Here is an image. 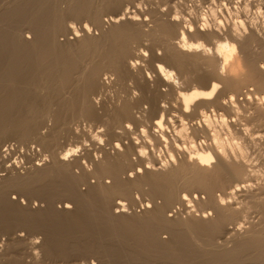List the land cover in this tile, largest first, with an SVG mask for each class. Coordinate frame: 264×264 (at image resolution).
Listing matches in <instances>:
<instances>
[{
  "label": "bare ground",
  "instance_id": "1",
  "mask_svg": "<svg viewBox=\"0 0 264 264\" xmlns=\"http://www.w3.org/2000/svg\"><path fill=\"white\" fill-rule=\"evenodd\" d=\"M61 1L63 0H19L8 1L9 4L0 3V90H5L0 93V116L15 118L0 122V146L6 136L15 133L24 142L35 137L42 150L38 153V161L32 163L25 174L9 176L7 173L14 169L13 164L1 169L4 171L0 173L2 198L7 197L6 186H10L8 182L35 196L42 194L45 181H58L68 200L52 215L78 219L80 216L75 211L77 203V206L92 210L93 201L99 199L102 203L96 206L94 218L88 216L80 219L81 227L87 232L95 226L94 219H98L99 225L95 228L101 239L120 241L131 238L141 245L146 241L150 245H158L165 254L167 251H163L164 246L170 244V241L177 244H196L201 241V246L210 253L209 260L215 264H252L250 261L238 263L240 253L252 248L259 251V260L253 264H264V237L255 232L249 233L250 230L247 229L240 230L238 226L239 219L245 216L242 212L246 205H259L260 212H264V196L256 195L261 191H252L254 182L252 184L249 181L253 173L248 172L241 153L234 151L232 147V151L227 149L218 139L219 135L212 131L211 141L200 148L195 146V140L185 136L189 138L190 147L192 146L188 150H182L185 142L182 146L179 140L172 138L170 141V133L164 132L168 121L172 126L171 134H175L176 138L183 136L186 128L184 122L187 124L188 120H195L200 116L197 115L199 113L203 121L208 120V114L204 111L208 106L213 107L212 111L226 109L228 112H236L234 107L219 100V93L229 90L234 94L248 86L246 84L249 82L257 84V90H246L244 102L253 109L252 117L262 121L264 74L260 68L264 67V44L258 46L259 50L253 54L249 48L252 36L236 41L230 32L224 38L221 37L223 40H219L220 35L207 31L198 24V27L193 25V28L182 27L175 22L174 17L167 20L160 18L161 15H157L158 18L154 17L149 23L141 17L142 12L127 10L126 0H67V6L62 9L59 5ZM103 16L108 18L103 19ZM76 20H84L83 25L88 26L87 21L97 27L102 26L104 20L108 23L97 38L83 37L84 43L80 39L82 44L79 41L81 45L77 46L82 53H77L94 54L83 65L80 56L74 52L77 50L71 51L72 47L68 42L56 39L59 32H65L69 28L72 29L74 38L80 37V33L77 35L79 30H88L89 26L77 30L73 25ZM195 37L197 40L203 38L205 42L212 40L213 50L209 52L204 47L199 50L198 47L204 46L205 42L193 41ZM144 45L151 50L160 46L167 55L168 64H154L155 79L152 80H148L141 70L140 61L144 59L147 47ZM193 45L195 47H191ZM106 70H110L113 77L103 80L102 74ZM225 72L227 75L224 76ZM158 82H166V87L158 88ZM213 82L220 87L211 98L201 95L212 91ZM104 86H112L114 94L109 97L103 95L101 90ZM45 87L55 88L56 96L61 98L59 107L49 114V124H45L43 118L29 120L40 115L29 94L35 95L36 91ZM142 102H148L149 105L137 113L134 109ZM23 104L26 105L25 111H16ZM7 110L10 112H6ZM42 115L45 114L41 113ZM223 115L222 112L218 113L222 120L225 119ZM74 117H85L87 129H80L79 122L83 118L72 119ZM133 119L145 125L140 129L145 133V138L142 137L143 144H137L139 141L136 137L135 141L130 139L129 144L121 141V137H126L124 135L128 133L127 129L131 128L123 122H133ZM158 120L161 121L159 124L156 123ZM40 124L43 125L42 130L39 129ZM200 124L199 126L203 125ZM197 125L194 121L190 124L193 133L209 134V123L204 122L201 127ZM152 127L154 131H160L158 136L157 132L155 135L154 132L148 134ZM87 139L91 142L90 147L86 146ZM151 139L160 143L158 145L164 143V147L169 146L167 153L171 163L168 168L160 170L159 166L143 165L146 160L141 152L147 154V144L144 141ZM67 141L75 144L70 146ZM156 142L152 143L155 145ZM66 145L70 147H65ZM174 147L182 150L177 158ZM6 149L0 150V155L5 154ZM132 154L135 160L131 158ZM65 155L67 159L63 158ZM147 155V163L155 162V159ZM209 156L213 159L208 164L201 162L208 160ZM138 169L142 171H137ZM90 177L93 179L90 180ZM83 184L86 189L80 188ZM145 186L150 196L159 195L160 200L149 198L137 203L132 192L134 189L143 190ZM218 188L221 189L220 194L215 192ZM198 190L205 195L195 198L193 205L199 210L197 218L181 221L176 219L174 213L169 215V206L179 196L184 199L186 193ZM236 191L239 193L236 194ZM238 195L241 197L238 198ZM221 200L224 201L223 204ZM14 202L5 200L8 207L14 205ZM234 203L237 205H233ZM135 206H139V209ZM206 211L211 214L205 215ZM17 212L24 217L19 221L20 224L27 225L30 229L42 228V221L39 220L43 217L42 213L32 216L31 212H24L22 209ZM12 224L7 220L0 221V230H9ZM177 226H182V229L177 230ZM164 230L169 233L167 239L160 236V231ZM21 233H14L8 238L20 240L24 236ZM43 246L46 250H52V240L43 242ZM102 246L103 252L111 251L107 244ZM74 247L76 245L66 247L61 244L54 251H58L55 253L60 255ZM77 247L76 250L79 251V246ZM81 250L80 248L79 252ZM168 253L169 256L181 255V251L176 249ZM0 264L18 263L9 259L0 261Z\"/></svg>",
  "mask_w": 264,
  "mask_h": 264
},
{
  "label": "rangeland",
  "instance_id": "2",
  "mask_svg": "<svg viewBox=\"0 0 264 264\" xmlns=\"http://www.w3.org/2000/svg\"><path fill=\"white\" fill-rule=\"evenodd\" d=\"M8 1L17 2L19 0H0V3L9 4ZM126 1L127 3L125 2V5L128 7L127 10L129 11L131 10L139 13L142 12L141 17L145 18V21L149 23H151V20H153L154 17L158 18L157 15H159V17L161 15L160 18L167 20L174 17L176 19V20L174 19L175 22H177L178 25L182 27L184 25V27L191 26L193 28V25L197 26L198 24L199 27H203L207 31L208 30L214 31L217 33L218 36L220 35L218 37L220 38L219 40H223L222 38L227 36V33L229 35L230 32L233 34V37L235 38L236 41H239L240 39H243L246 36H252L253 40L249 42V48L253 54H256V52L259 50L258 46L264 44V0H126ZM67 2H68L67 0L61 1L59 4L61 6L60 8L62 9L66 7ZM104 18L107 19L108 16H103V19ZM84 23H85L84 20H76L73 22V25L77 30H79L82 29V25ZM86 23L88 24L89 28L92 29V31L85 30L84 32H82L79 30L78 33H80L81 35L78 38L73 37V31L71 28H69V30L65 32L64 31L59 32L58 33L59 35L58 34L56 35L57 40L61 42H68L70 44V47L73 48V49L71 48V51L77 50L74 52L77 55H79L80 58L82 59L81 60L82 65L86 63L89 60V58H91L94 54L92 52L91 53L87 52L89 53L88 55L87 53H85V55L78 54L79 52L82 53V51L78 49L77 45H79L80 42L84 40L82 39L83 37L97 38L101 34V30L106 29L108 26L107 25L108 23L105 20L103 21V25L100 27L93 26L89 24L87 21ZM20 29L24 30L23 27H20ZM195 39L193 38L192 40L205 42V39L203 38H200L203 40H200L199 38L198 40ZM208 41L211 43H209ZM208 41H206L207 43L202 42L204 46H199L200 48L198 47V49L200 50L202 49V47H204L208 49L207 51L211 52L213 50L214 42L212 40H208ZM145 46L147 45H144V47ZM145 51L148 53V55L144 56V59H141L140 61L141 70L144 76L148 80H152L155 79V75L153 72L154 64H156V62L157 63L160 62L164 65L168 64V61H166L167 55L160 46H157L155 49L152 50L149 49L147 46L145 47ZM210 55H212V53ZM260 60L258 61L259 65L261 63ZM173 70L175 71V69ZM260 70L264 74V67L262 69L260 68ZM146 72L148 74L147 76H146ZM223 75L224 76L227 75V72L223 73ZM111 77H113V74L110 70H106L102 74L103 80L104 79L108 80ZM162 83L158 82L157 87L160 89L166 87L165 85L166 82H162ZM105 84L107 85L106 82ZM246 85L248 86L242 87L240 90L237 91L238 93L234 92L233 94V92L229 90H227L226 92L220 91V93L221 92L222 93L221 94L219 93L220 95L219 100L222 102L226 101L225 103L231 105L232 108L234 107V110H236V112L234 111L228 112V110L226 109L225 111L224 109L219 110L215 108H214L215 110L212 111L213 107L208 106L209 109L208 108L204 109L206 114H208L207 121L202 120L203 117L201 116L200 113L197 114L198 116L199 115L200 116L195 118V120L194 118L192 120L184 119V121L185 120L189 121V122L187 121V124L184 122L186 127L184 129V133L186 135L184 134L181 137L177 136L176 138L175 134H171L172 126L168 121H166L168 123V124L166 123L168 125V128L167 125L164 124V126L166 125L164 132L166 134L170 133L168 135V139H170V141H172L171 140L172 138L177 141L179 140L180 141L179 143H181L182 146L183 143L185 142L184 145L187 147L185 148L184 146L185 149L183 148L182 150H188V148H192V146L190 147V142H188L189 138L185 137L187 135L190 136V139L195 140L194 141L195 146L200 148L207 145V143L211 141L212 132L218 134L219 135L218 139L225 145L227 149L231 150L232 147L234 151L236 150L241 153L242 159L244 163H246L245 164L246 168L249 170L248 172L253 173V174L250 173L252 176L249 181L252 184L254 182L253 187H251L252 191L255 192L261 191L256 195L264 196V190H263L264 188H262L264 187V119H261L262 121L254 119V117H252L254 113L253 109L249 107L250 105L247 106V103L244 102V99L246 97V94H244L245 91L250 90L251 92L257 90V84L249 82ZM2 90H0L1 91L0 93L5 92V90L3 91ZM220 90L222 89L220 88ZM101 91H103V95H105L106 97L112 96L115 92L112 86H104L102 87ZM35 93H36L35 95L29 94V97L31 98V100H33L34 108L35 110H37V113H39L40 115L35 118H30L29 120H40L43 118L44 123L49 124L51 123V121L48 120L49 114L53 113L59 107L61 98L56 96V89L55 88L51 89L50 87L42 88L41 91L38 90ZM147 105H149L148 102H142V104L134 110H137L136 112L138 113V111L140 112V110L141 111L145 110L147 108ZM262 106H264V103L262 104ZM24 107H26V105L23 104L21 108L16 111L23 113V111H25ZM218 111L224 114L223 116L225 119L222 120L218 116L219 113ZM250 111L252 114L250 113ZM6 112H10V111L7 110ZM41 113H44L45 115L41 116ZM170 113H174V112H170ZM81 118L84 119L85 117H74L72 119H81ZM10 119L14 120L15 118H12V116L8 118L0 116V122H2L3 120H10ZM85 121L86 120L84 119L83 121L79 122L80 129L81 128L84 130L87 129L86 127L87 125L85 124ZM193 121L197 122L198 124L197 126H199L200 122L201 124H203V125L200 124L201 126H204V122L209 123L208 125L209 134H205L203 132L193 133L190 127V124H192ZM123 124H128L131 128L127 129L128 133H125L126 135L124 136L126 137L124 138L121 137V141L122 142L124 141L125 144H129L130 139L132 141H135L137 139L139 141L137 144H143L142 141L143 138H145L144 135L145 133L144 132L142 133L140 129L145 125L143 123L136 122L135 119H133V122L124 121ZM42 126L43 125L40 124V128H39L40 130L43 129L41 128ZM93 132L94 130L91 131V133ZM153 132L154 135L157 132L156 130L154 131V127H152V130L151 129L149 130L148 134L149 133L153 134ZM159 132H157L156 134L157 136ZM134 137H136V139H134ZM151 141L153 143L156 142L153 141V139L144 141L145 144H147L145 145V148L147 149V154H149L146 155L149 157L151 156L153 160L155 159V162L151 161L152 163L150 162L147 163L146 161L149 158L147 159L146 155H144L145 157L143 156L144 157L143 159L146 161L143 162V165L152 164L154 167L159 166L158 167L159 169L160 168L166 169V167L167 166L169 167V164L171 163V160L169 159L167 153L169 146L167 145L165 146L166 147L165 148L164 143L158 145L160 143L157 142L155 144L157 146H155ZM73 143H74L73 141H67V144H69L70 146ZM85 143L87 144L86 146L90 147L89 145H91V142L89 139H87ZM69 145H66L65 147H70ZM162 145L163 147H161ZM4 148L7 149L5 154L0 155V173L4 172L1 169L5 165L13 164L14 169H11L7 173L9 174V176L12 175L14 176V174H25L26 169H28L32 165V163L38 161L37 160V158L39 157L38 153L39 151H42L35 137H30L27 142H24L19 140V138L15 133H11L3 139L0 146V150L2 151ZM164 148L167 150H165ZM176 150L179 151V149L175 148V151ZM182 150L180 149L179 152L176 151L175 157L177 155L178 156L181 155ZM134 157L135 156L132 154L131 158L133 160H135ZM136 167H139V165H136ZM89 179L92 180L93 178L90 177ZM45 183L46 184L44 185V188H42L41 190L42 194L34 196L23 192L18 187L11 186V183L8 182L10 186H6L7 197L2 198V196L0 195V221L7 220L13 223L9 230L7 231L0 230V241H3L4 244V247L0 249V261L10 259L16 261L18 264H52V263L53 264H90L89 258H91V259H95L96 264H142V263L143 264H215L209 260L210 253L207 249L201 246V241H198L196 244H189V243L177 244V242L170 241V244L172 243V245L167 244L164 246L165 249L164 250L162 249L164 252L167 251V254H165L161 251V248H158V245L155 244L150 245L146 241H144L141 245L138 244L135 239H131V238L128 239L126 238L120 241L101 239L100 235L97 232L98 230H96L95 228V226L99 225L98 223L99 220L94 219V222L96 223L95 226L91 227V229L88 230L87 232L84 229V227H81L82 221L80 217L84 218L89 216L91 218L95 216L93 212L95 211L96 206L98 207V205L102 202L99 199L93 201L94 209L92 210L87 209L85 207H80L79 205L77 206L78 204L77 203L75 207L76 209L75 211L80 216L78 217V219L76 218L66 219L65 216L58 217L52 214L55 212V210L60 209L64 205V203L67 202L68 198L67 196L63 195L62 193L63 186L58 181H52V182L45 181ZM80 188L86 189V186L83 184L80 186ZM146 189L147 186H145L143 190H135V189L133 190L132 194L133 196H135L133 198H135L137 203H139L140 201H146L149 198L151 199L153 198L158 201L160 200L159 195L150 196L147 193ZM198 191H192L190 193H186V195L189 196L188 198L191 199L190 200L191 202L182 199L179 196V198L175 200L174 203H172V205H170L171 207L169 206L170 210L168 212L174 213L176 219L177 220L179 219L181 221H189L193 218H197L199 216L198 213L199 210H196V206L193 205L195 203V198H201L205 195L203 192L201 191L198 192ZM215 192L216 194L218 193L220 194L221 189L218 188L215 190ZM237 192L239 193V191H236V194H238ZM181 193L184 192L181 191ZM12 196L16 198H12ZM240 197L241 196L238 195V198ZM4 199L7 201L8 200L15 201L14 205H9L8 207ZM233 205H237V204L234 203ZM256 206L246 205L243 208L242 214L245 216L239 219L238 226L243 224L244 225L243 230L247 229L250 230L249 233L255 232L258 233V235H260L261 237L262 236L264 237V212H260L261 208L259 207V205ZM135 208L139 209V206L138 207L135 206ZM18 209H22L24 212L29 211L31 212L30 214H32V216L42 213L43 217L42 219H39L40 222L42 221V228L37 227L35 229H30L27 225L20 224L21 218L24 217L22 213L17 212ZM39 220L37 219L38 222ZM176 229L181 230L182 226L181 227L177 226ZM18 232L19 233L22 232L24 235L20 240L17 239L12 240L8 238V237H12L14 233L16 234ZM160 236H165L164 238L167 239L169 237V233H167L165 230L160 231ZM47 240L48 241L52 240V250L44 249L45 247L43 246V242ZM61 244L65 245L66 247H69L71 245H76L77 249H78L77 246H79V251L81 248L82 249L81 252L82 251L83 252L82 253L79 252L74 247L68 249L65 252V254L58 255L55 253L58 251H54V250L58 249ZM105 244H107L110 247L111 251H106V252L102 251V247H103L102 245L105 246ZM96 245L97 246L99 245V247H97ZM94 246L96 247L93 248ZM91 247L93 249H91ZM32 248H39L41 250V255L39 260H37L35 256H32V252H31ZM89 248L91 250L87 251V249ZM172 249L181 251V255L169 256L168 252L171 251ZM258 254L259 251L256 249H252V248L247 249L242 253H240L238 263L242 261L243 262L250 261L253 264L254 262L259 260L257 258ZM29 256H32L31 260L28 259ZM220 264H230V263L221 262ZM233 264H237V263H233Z\"/></svg>",
  "mask_w": 264,
  "mask_h": 264
},
{
  "label": "clouds",
  "instance_id": "3",
  "mask_svg": "<svg viewBox=\"0 0 264 264\" xmlns=\"http://www.w3.org/2000/svg\"><path fill=\"white\" fill-rule=\"evenodd\" d=\"M191 47H195V45H193V46H191ZM147 54H148L147 52H144V55H145V56H147ZM136 63H139V61H137ZM134 66H135V65H133V67H134ZM219 87H220L219 84H216L215 82H213V89H212V91L207 92V93H201V95H203V96H207L208 98H211V96L213 95L214 91H215L216 89H218ZM225 102H226V101H225ZM161 119H163V117H161ZM160 122H161V121L158 120L156 123L159 124ZM117 146L119 147V145H117ZM141 155H145V153L142 151V152H141ZM63 158H64V159H67V155H65ZM45 159H47V157H45ZM212 159H213V158H212L211 156H209L208 160H203V161H201V162L204 163V164H208ZM18 166H19V165H18ZM220 202H221L222 204L224 203L223 200H221ZM210 214H211V213L209 212V215H210ZM239 227H240L241 230H243L244 225L241 224V225H239ZM20 235H23V233H21ZM37 243H38V242H37ZM3 247H4L3 241H0V249H2ZM31 252H32V256H35L37 260L40 259L41 250H40L39 248H32V249H31ZM32 256H29L28 259L31 260V259H32ZM89 261H90V264H96L95 259H91V258H89Z\"/></svg>",
  "mask_w": 264,
  "mask_h": 264
},
{
  "label": "snow or ice",
  "instance_id": "4",
  "mask_svg": "<svg viewBox=\"0 0 264 264\" xmlns=\"http://www.w3.org/2000/svg\"><path fill=\"white\" fill-rule=\"evenodd\" d=\"M82 27L87 28L88 26L85 24V25H82ZM88 31H92V29H91V28H88ZM77 35H79V33H77ZM117 147H118V146H117ZM137 171H142V170L138 169ZM189 195H190V194H189ZM184 199L187 200V199H188V196L186 195V196L184 197ZM149 207H151V205H149ZM117 211H119V209H117ZM169 215H171V213H169ZM205 215H209V213L206 211V212H205Z\"/></svg>",
  "mask_w": 264,
  "mask_h": 264
}]
</instances>
